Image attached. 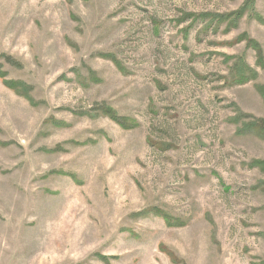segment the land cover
I'll use <instances>...</instances> for the list:
<instances>
[{"label":"rangeland","instance_id":"rangeland-1","mask_svg":"<svg viewBox=\"0 0 264 264\" xmlns=\"http://www.w3.org/2000/svg\"><path fill=\"white\" fill-rule=\"evenodd\" d=\"M244 3L0 0L1 69L30 86L0 77V264H264V139L230 120H264V0L181 22ZM239 59L258 74L230 84Z\"/></svg>","mask_w":264,"mask_h":264},{"label":"trees","instance_id":"trees-1","mask_svg":"<svg viewBox=\"0 0 264 264\" xmlns=\"http://www.w3.org/2000/svg\"><path fill=\"white\" fill-rule=\"evenodd\" d=\"M254 0H245V3L242 4L238 9L233 10L228 13H211V12H205V13H183L181 22L190 18V22L183 28V31L185 33V37H187L188 33L190 32L191 28L195 25L197 21L203 22L206 18H210L208 23L206 24V27L209 28L214 25L217 28L221 23H223L228 17H230V21L233 22V24L236 25L237 20L243 16V14L246 11H252ZM252 13V12H251ZM214 23V24H213ZM227 27H230V23L228 22ZM244 35V34H243ZM242 35V36H243ZM255 48L257 49V54L259 56V59L262 57L260 46L256 43L254 44ZM2 58L3 56L0 55ZM8 56L5 57L4 60H7ZM114 60V58L112 57ZM261 64V62H260ZM264 66V65H263ZM234 72L231 74V83L230 84H243L246 83L252 79H255L257 76V71L248 66L243 59H239L237 63L233 65ZM5 71L1 69V63H0V77L3 78V83L5 86L13 89L17 94L23 95L25 97H28L30 86L22 81L19 80H13V79H7L5 78ZM95 112L91 113L89 111H84L82 114L88 115V116H97V115H104L114 122H116L118 125H120L123 128H129L133 127L134 121L129 120L128 118L119 115L112 107H110L107 104H99L98 106L94 107ZM242 117H249L248 115L242 114L240 112L236 113L235 116L231 117L230 120L234 123H238L237 125V132L238 133H254L255 135L259 136L261 139H264V120L251 117L248 119H244ZM60 122L57 121L56 124H59ZM153 144V143H152ZM248 167L250 168H257L260 171H264V159H253L249 163H247ZM262 184V189L264 190V182L260 183ZM153 214L158 215L162 217L165 222L169 225H182L184 221L177 217H172L168 215L167 213L163 212L160 209L154 208ZM104 258V257H102ZM106 259V258H105Z\"/></svg>","mask_w":264,"mask_h":264}]
</instances>
